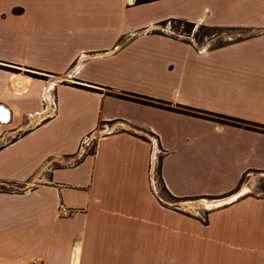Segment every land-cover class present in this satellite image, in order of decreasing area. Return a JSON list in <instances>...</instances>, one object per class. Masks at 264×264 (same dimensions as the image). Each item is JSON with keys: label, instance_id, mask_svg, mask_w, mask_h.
<instances>
[{"label": "crops", "instance_id": "0c3cea01", "mask_svg": "<svg viewBox=\"0 0 264 264\" xmlns=\"http://www.w3.org/2000/svg\"><path fill=\"white\" fill-rule=\"evenodd\" d=\"M166 21L248 34L196 46ZM110 94L264 126V0H0V264H264V196L234 194L264 133ZM157 167L174 199H231L174 211Z\"/></svg>", "mask_w": 264, "mask_h": 264}, {"label": "rangeland", "instance_id": "374dc122", "mask_svg": "<svg viewBox=\"0 0 264 264\" xmlns=\"http://www.w3.org/2000/svg\"><path fill=\"white\" fill-rule=\"evenodd\" d=\"M160 30H168L170 36H173L175 38H178L180 40H184L187 42H194L196 45H206L209 44L211 47H216L220 45H224L226 43H229L234 40H238L245 35H247V32H244L243 30L239 29H222V28H213L209 29L208 27L204 26H197L193 25L192 28L187 27L186 25L176 22V21H166L162 23L159 26ZM162 32V31H161ZM16 70H13V73H15ZM33 75V74H29ZM35 77H40L33 75ZM45 79L44 77H41ZM92 137V136H91ZM88 137L86 140L87 143L91 145L94 144L93 138ZM155 142V141H154ZM94 150V145L92 149ZM91 152V151H89ZM154 154H159V151L155 148ZM153 181L154 186L152 187V191L156 195V193L163 198L164 204L169 207L173 208L174 211L179 209L187 210L191 214L192 207L196 208V206L203 204L206 208H210V204H220L224 203L228 199H231L229 197L226 198H219V199H198V200H177L172 198L169 194L166 193L161 180L159 176V170L158 167L156 170L153 171ZM0 189H4V187L0 186ZM244 191H248L252 195L264 196V174L261 173H249L247 176H244L242 178V181L240 183V188L234 193L235 195H238ZM172 209V210H173ZM181 211V210H180Z\"/></svg>", "mask_w": 264, "mask_h": 264}, {"label": "trees", "instance_id": "16d2710c", "mask_svg": "<svg viewBox=\"0 0 264 264\" xmlns=\"http://www.w3.org/2000/svg\"><path fill=\"white\" fill-rule=\"evenodd\" d=\"M148 1H150V0H138V3H146ZM13 12L16 13L17 10H14ZM176 22L182 23L189 28L193 27V24H191V23L182 22V21H176ZM209 29H213V28H209ZM8 70L13 72L12 69H8ZM110 95H112L113 97H116V98L130 100L133 102L153 106V107L164 109V110H169V111H174V112L183 113V114H187V115H192L195 117H201V118L211 120V121H214V122L222 124V125L242 127L244 129L264 133V126H262V125H258V124H254V123H250V122H245V121L238 120V119L231 118V117H227V116L210 114V113H206V112H202V111H198V110H193L190 108H184V107L172 108L170 106V104H168V103L148 99V98L138 96V95H133V94H127V95H130L129 97L124 96V95H119V94H110ZM93 152L94 151H91L90 154H92ZM158 170H159V167H158ZM159 176H160V174H159ZM0 192H6V191L4 189H0Z\"/></svg>", "mask_w": 264, "mask_h": 264}, {"label": "built area", "instance_id": "2783aa9c", "mask_svg": "<svg viewBox=\"0 0 264 264\" xmlns=\"http://www.w3.org/2000/svg\"><path fill=\"white\" fill-rule=\"evenodd\" d=\"M129 4V3H128ZM162 32L164 33H169L168 30H161ZM193 45H196L194 42H191ZM197 46V45H196ZM42 103H43V109L40 111V112H36L34 114H29L28 116L30 118L32 117H35L36 115L37 116H43V118H50V117H53L55 114H56V110H57V105H56V100H55V96L53 94L52 91H47L46 94L42 95ZM93 147V144L91 145V148H90V144L86 142V140H84L82 142V144L80 145L79 147V158L87 155L89 153V151H92L90 149H92ZM152 184V187L154 186V181L152 180L151 182ZM59 212H60V215L63 216V217H69L71 215H73V212L66 209V208H63V206H59Z\"/></svg>", "mask_w": 264, "mask_h": 264}, {"label": "water", "instance_id": "95a60500", "mask_svg": "<svg viewBox=\"0 0 264 264\" xmlns=\"http://www.w3.org/2000/svg\"><path fill=\"white\" fill-rule=\"evenodd\" d=\"M129 2L131 3V2H132V0H129Z\"/></svg>", "mask_w": 264, "mask_h": 264}, {"label": "bare ground", "instance_id": "6f19581e", "mask_svg": "<svg viewBox=\"0 0 264 264\" xmlns=\"http://www.w3.org/2000/svg\"><path fill=\"white\" fill-rule=\"evenodd\" d=\"M3 121H6V120H3Z\"/></svg>", "mask_w": 264, "mask_h": 264}]
</instances>
